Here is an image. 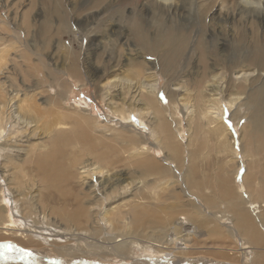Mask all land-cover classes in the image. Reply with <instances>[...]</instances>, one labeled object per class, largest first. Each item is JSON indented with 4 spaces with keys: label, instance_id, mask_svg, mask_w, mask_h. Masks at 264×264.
<instances>
[{
    "label": "rangeland",
    "instance_id": "obj_1",
    "mask_svg": "<svg viewBox=\"0 0 264 264\" xmlns=\"http://www.w3.org/2000/svg\"><path fill=\"white\" fill-rule=\"evenodd\" d=\"M241 1L173 0L165 8L157 0H0V49L6 48L8 58L2 81L8 91L16 89L22 98L42 93L39 102L46 101L48 121H54L51 113L55 110L66 121L59 126L62 130L58 127L52 134L62 132L78 144L73 152L81 158L67 186L87 209L80 216V226L66 224L55 211L62 207L68 212L76 210L72 195H65L67 187L61 194L47 189L34 155L23 150L10 157L0 153V264H20L26 255L36 254L33 250L39 260L33 264H55L45 246L36 245V235L16 237L6 229L9 221L16 226L21 220L43 219L42 232L50 238L61 236L67 243L72 238L64 236H73L76 255L60 256L53 248L56 260L69 264H171L167 260L173 258L178 264H264L258 262L264 260V244H251L235 220L239 202L254 216L264 209V195L259 193L263 175L252 178V187L247 182L249 173L259 172L264 160L257 154L260 165L247 168L249 153L241 148L245 126L258 110L253 97L262 99L264 70L254 71L245 80L237 72L242 62L234 63L248 56L255 40L264 41V0H252L253 11L244 10ZM136 26L150 42L173 31L172 36L185 40L189 47H184L174 72L163 63L164 49L143 45ZM152 71L157 76L154 103L146 89L135 92V82L130 86L113 81L116 76L132 78L139 72L145 80ZM215 73L228 80V85L221 81L218 92L215 90L222 97L216 110L222 112L229 128L223 133L221 126L219 135L211 129L215 123L201 117L200 95L208 98L207 82ZM59 96L55 105L54 98ZM237 96L240 98L234 101ZM182 98L191 100L195 107L191 109L197 112L181 104ZM145 103L146 108L141 107ZM81 123L89 126V134H75ZM226 133L230 144L226 141L225 145ZM3 135L2 142L7 137ZM47 136L30 133L19 145L30 148L44 140L51 143ZM94 140L96 144L89 147ZM169 141L174 151L166 146ZM92 151L108 154L109 161L99 163ZM142 158L166 171L142 173L134 165ZM97 164L109 170V175L91 179L82 172ZM222 174L226 177L224 192H219L217 179ZM189 175L205 182L203 190L196 181L188 182ZM84 192L91 194L86 197ZM135 206L142 212L144 225L139 228L134 226ZM106 211H110V223ZM260 215L256 216L257 226L264 236ZM193 225L198 229L189 228ZM176 236L182 241L173 243ZM113 243H123V252L111 249ZM151 244L153 248L148 247ZM185 249L186 254H177Z\"/></svg>",
    "mask_w": 264,
    "mask_h": 264
},
{
    "label": "bare ground",
    "instance_id": "obj_2",
    "mask_svg": "<svg viewBox=\"0 0 264 264\" xmlns=\"http://www.w3.org/2000/svg\"><path fill=\"white\" fill-rule=\"evenodd\" d=\"M157 1H158L159 5H161V6L165 7V8L168 7L167 5L171 6L172 3H173L172 2L173 0H157ZM241 4L243 5L244 10L246 9V10H249V11L250 10L253 11L252 7H254L255 2L252 1V0H242ZM164 30H166V29H164ZM173 32H172V35H173ZM135 33L138 36L139 40H141L143 45H145L146 47L150 48L151 50H157L159 47L164 49V53H163L162 56H164L165 62H163V63H165V67H166V69H169V71H171L173 69V66H174V64H176L178 58L181 56V54L183 52H185V51H183V49H185L187 47V45H188V44H186V47H185V40L181 39L179 36L176 37V36H172V35H169V34H161L158 37H156L155 40H152L154 42H150L148 40L147 36L143 33V31H142L140 26H136L135 27ZM177 34H178V32H177ZM242 34L243 33H241V35ZM184 36H185V34H184ZM245 36H247V35H245ZM243 39H244V37H243ZM243 39L241 38V40H243ZM237 44H239V42ZM241 44H242V42H241ZM202 47H204V46H202ZM230 47L233 48V46H231V45H230ZM249 47H253V48H251L249 54L246 52L248 54V56L240 58L239 61L234 62V63H237V62L241 63L242 62V67L240 69H238L237 72H238V74L242 73V76H243V78L245 80H248L249 78H251V75H253L252 73L254 71L256 72V70H258V71L259 70H264V41L263 40L262 41L255 40V42L252 45H250ZM5 49L4 48L0 49V153L3 154V156H9L10 157L11 155H14L13 154L14 152L16 153L19 150L20 151L23 150V151H26L27 153H30V154L34 155L36 157L35 159H36L37 169H38V171L40 173V177H41L42 181L46 185V188L49 189V190L56 191V192L58 191L59 194H61V192L62 193L64 192V186H66L67 188H66L65 195H72L71 196L72 200H74L73 204H76V206H77V208H76V210L74 212H68L64 207H62L60 209H57L55 212H57L62 217V219H64L66 221V224L77 225V226L79 225L80 226L83 223L81 221V219H80V216L81 215H85L87 213V209L84 206V204H82V201L80 200L81 198L79 196H77V195H74L73 192H71L69 190L68 186H67V182H69L70 179L73 177V170H74L75 166L78 164V161H79L78 159H79L80 156H75L77 154V152H73V149H75V146L77 147L78 144L75 141H73L72 138H70L68 135L66 136L62 132L58 133V134H52L54 131H56V129H58L59 126L66 125L67 123H66L65 120L62 119L61 114L59 113V111H56V110L51 113V115L54 116V121L53 122L48 121L49 111L47 110L46 106L44 105V102H46V101H43L44 100L43 99L42 102H39V100H40L39 98H43V94L42 93L35 92L32 95H30V96H26V97L22 98V96L19 94V92L15 93L16 89H14L12 91V93L7 90L6 81H2V78L4 77V74H5V70L4 69L6 68V66L4 64L7 63L6 61L8 59L7 58V50H5ZM8 49H9V47H8ZM163 49H161V50H163ZM235 51H236V49H235ZM238 57H241V56H238ZM164 58H162V60ZM181 58H183V57H181ZM208 68H209V66H208ZM235 70H236V67H235ZM171 72H174V70L171 71ZM30 73L31 72H29V70H28L26 72V75L30 76L32 74V73L31 74ZM220 75H219V73H215L213 75L212 79H210V81L207 82V84L208 83L209 84L206 87L210 90V93H208V96H207L208 98L205 99L203 95H200L201 99H202V102H203L201 104V107L203 109L201 111V113L204 115V116L201 115V117H204V118L208 119V121L210 123H215V125L213 127H211V129H212L213 133L216 132V135L220 131L221 126L224 128L223 131H222L223 133H225L227 131V129H229L228 126L226 125L223 117H222V112L220 110H216V109L219 108L217 106L220 103V101L222 100L221 96L218 97L219 93H216V91H215L218 88V83H220L222 81V82H226V84L228 85V80L227 81H223L224 78H223V76H220ZM141 78H140V72H139V73H135V77L132 76V78H122L120 76H116L113 79V81L118 79V81H120V83L121 82L122 83H127L130 86H131V84H133L135 82L136 86H137V88H135L136 89L135 92H137L139 88L140 89L144 88V89H146L147 93H150L149 94V98H150L151 102L152 103H154V101L156 102V100H155V98H156L155 91H156L157 87L155 88V85H154L153 82L157 81L156 80L157 76L154 74V71L150 72V74L146 77L145 80H141ZM204 79H205V76H204ZM14 81H10V85L11 86L13 84L15 86ZM149 88H151V89H149ZM17 91H19V90L17 89ZM217 92H218V90H217ZM260 95L262 96V99L258 98V95H257V97H253L254 98V102H256L257 105H258V110L252 115V117L249 120V123H247V125L245 126L246 129L244 128L245 131H244V134H242V139H241V148H243L245 151L248 150V153H249V155L246 157L247 158L246 159L247 160V168L252 167L254 164L260 165L259 161L257 160V158H255V156L257 154H259L261 156V159L264 160V92L261 93ZM39 96H41V97H39ZM111 98L115 99L114 96L113 97L111 96ZM197 98H199V96ZM239 98L240 97L237 96L234 99V101H238ZM54 100H56L55 101V105H57L58 104L57 101H60V96H59V98L55 97ZM195 100H197V99L195 98ZM250 100H252V99L250 98ZM190 101L191 100H188L187 98H182L181 99V104L187 105L188 109H190L191 111H196L197 112V110L191 109L192 106L194 107V104L191 103ZM130 104L131 105H136V103H134V102H130ZM147 105H148V103L141 104V107L145 106V108H146ZM145 108H144V110H145ZM143 114H146V113H143ZM161 116H163V115H161ZM85 122L90 124L89 121H85ZM163 124L165 126L167 125L165 122ZM30 128H32V129L30 130ZM59 128L61 129V127H59ZM77 128H79V133H75V134H83V135L89 134L88 131H89L90 128H89V126L87 124L81 123V124L78 125ZM42 132L45 133V134H43ZM30 133L33 136L34 135H45V136L49 135L47 137H50L51 143L49 141L47 144H45L44 142H46L47 140L46 141L44 140L43 144L40 143V144H37L36 146L34 145L35 147H30V148L22 147L21 145H19V142H21V141L23 142L24 138L29 139L28 135H30ZM37 133H39V134H37ZM3 134H7V137L2 142L1 139L4 137ZM166 135H167L168 138H170V137L173 138V134H166ZM223 136L225 138V140H224L225 141L224 142L225 145H226L227 142H229V144H230L229 134L226 133V134H223ZM93 143L96 144L95 140H94V142H89L88 146L90 147ZM46 146H47V148L45 150L46 152L41 153V154H37V152L41 148L46 147ZM166 146L169 149H173V151L175 150V146H174L173 142L170 144V141H169L168 145L166 144ZM230 146L232 147V145H230ZM176 150H177V148H176ZM69 151H72V156L69 154ZM83 152H84V150L81 151V153H83ZM92 155L94 156V158L96 160L99 161V163L101 161H109V156L106 153H98L97 155H95V153L92 151ZM146 157H149V156H146ZM236 157L237 156H235V158ZM122 160L123 159L121 158L119 161L122 162ZM134 165L136 167H138L142 173H146V174H153V173L156 174L155 172H159V171L162 170V168H161L162 166L160 167L156 162H154V161H152L150 159H143L142 158V160H139ZM259 168H260L259 172H256L255 175L249 173V175L247 177V182H248V185L250 187H252L253 179H255L257 174L261 175V176L263 175V178H264V165L260 166ZM165 171L166 170L161 171V172H165ZM82 172L84 174L90 175L91 179L97 178L98 175L99 176L100 175H106V176L109 175V170H105L104 166H101L100 164H97L96 166L91 165V167H88L87 169L83 170ZM13 176H14V173H13ZM15 176H14V178H15ZM225 178H226L225 175L222 174L217 179V187H218V189H220L219 192H221V190H222V181ZM188 182L189 183L191 182V184H193V182H195V185L198 186V189H200V190H203L202 187L205 186V182L204 181L194 180L191 175H189V177H188ZM259 191H260L259 193L264 195V183L262 181L260 183V190ZM225 192H227V190H225ZM90 194H91L90 192H84V195L86 197H89ZM64 197L65 196H63L62 198H64ZM69 198H70V196H69ZM70 199L68 200V202L70 201ZM205 199H208V197H205ZM106 201H109L108 197H106ZM235 208L237 209V211L235 210V213H236L235 214V220H236V223L239 226V229L242 232V234L246 235L248 237V239H249V242L251 244H253V245H262V244H264V236L261 233H259V231H260L259 228H258L259 226H257L258 219L256 218V216L258 214H261L260 215L261 219H259V221L260 220H261V222H262V220L264 221V209L258 211L257 215L254 216V214L249 211L248 207L246 208V207H244L242 205V202H239ZM141 209L143 211V208H141ZM133 210H134L133 211V215L135 217L134 226L139 228L141 226V223H142V225H144V223L142 221V217H141V213L142 212H140V210H139V208L137 206H135L133 208ZM109 212L110 211H106L105 212L106 218L108 217ZM10 218H12V217H10ZM145 218L146 217H144V219ZM147 219L148 218H146L145 221ZM152 219L150 221H152ZM107 220L110 223L109 218H107ZM189 220L190 219H187V223H188ZM42 221H44V219ZM42 221H39V220H31V221L21 220V223H18V225H16V226L13 225V223L11 221H9L8 225H6V229L10 233L16 235V237L18 235H23L25 238H27V237L30 236L29 234H31L32 236L36 235L37 236L36 237V245L39 246V247L45 246L44 250L47 251V253H49V256H51L50 259H51L52 262H54L55 264H69L68 262L65 263L62 260H56L57 258H55L56 257L55 254L60 255V256L76 255L75 254L76 250H73V247H74L73 236H70V235L64 236V238H67V237L72 238V240H68L67 239V243L64 242L63 237L61 238V236H56L55 237L56 239H54V238L52 239V238H50L52 236L48 235L47 232L46 233L42 232L43 225H44L42 223ZM157 223H158V221H157ZM182 223H184V222H180L179 224L184 226ZM180 225H179V227H180ZM189 228L190 229H198V228L194 227V225L193 226H189ZM20 232H22V233H20ZM38 233L43 234V236L40 237L38 235ZM194 239H197L196 235L194 237L192 236V241L193 242H195ZM179 240L182 241V239L179 238L178 236H176L175 238L172 237V239H171V241L173 243H176ZM118 242H119V240H118ZM64 243H65V245H63ZM148 247L153 248V245L151 244ZM53 248H54V250L56 252L55 254L53 253ZM76 249H78V248H76ZM111 249H113L114 251H117V253L118 252H123L124 244L123 243H120V244L117 243V244H114V245L111 244ZM33 251L36 254L38 253L35 250H33ZM190 251H188L187 254H189ZM32 252H30V253H32ZM36 254H31V256L26 255V260L25 261L22 260V262L20 264H33L34 262L39 261L35 257ZM159 254H161V253H159ZM177 254H186V249H185V251H180V250L177 251ZM161 255H163V254H161ZM111 256H112V254H111ZM119 256L123 257V255H119ZM115 257H118V256H115ZM159 257H161V256H159ZM177 258H179V257H177ZM45 259L48 260L49 258L46 257ZM175 259L176 258L168 259L167 262L168 263L171 262V264H178V262H176V263L173 262V261H175ZM180 259L183 260L182 258H180ZM155 260H158V259L155 258ZM185 262H187V260H185ZM258 262L264 263V260H261V261H258ZM162 263L163 262H160V264H162ZM225 263L229 264V262L228 263L225 262ZM251 263H254V262H251ZM202 264H204V263H202Z\"/></svg>",
    "mask_w": 264,
    "mask_h": 264
}]
</instances>
